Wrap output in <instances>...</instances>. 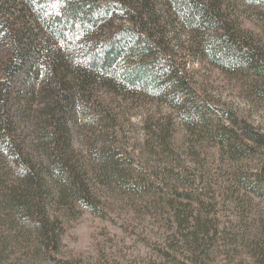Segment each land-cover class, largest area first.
<instances>
[{
	"label": "trees",
	"instance_id": "trees-1",
	"mask_svg": "<svg viewBox=\"0 0 264 264\" xmlns=\"http://www.w3.org/2000/svg\"><path fill=\"white\" fill-rule=\"evenodd\" d=\"M226 4L0 0V224L23 217L51 260L62 264L53 256L60 242L53 202L100 211L94 176L117 173L105 146L119 135L116 99L164 103L187 128L217 113L230 123L214 132L221 145L232 151L239 130L263 145L264 136L246 119L228 108H208L187 69L206 63L226 74L264 76L262 48L245 37ZM146 125L156 141L170 139V128ZM199 235L179 232L174 238L187 248Z\"/></svg>",
	"mask_w": 264,
	"mask_h": 264
},
{
	"label": "rangeland",
	"instance_id": "rangeland-1",
	"mask_svg": "<svg viewBox=\"0 0 264 264\" xmlns=\"http://www.w3.org/2000/svg\"><path fill=\"white\" fill-rule=\"evenodd\" d=\"M226 1L245 37L264 52V4ZM187 69L208 108H228L264 136V76L226 74L206 63ZM143 100L113 103L119 135L105 146L117 173L94 176L100 211L53 202L60 237L54 258L62 264H264V143H251L239 130L230 151L214 137L230 126L219 114L187 128L170 106ZM146 124L153 131L170 128V139L156 141ZM74 138L81 150V136ZM197 230L198 242L187 248L174 238ZM0 264L56 262L20 216L13 225L0 224Z\"/></svg>",
	"mask_w": 264,
	"mask_h": 264
}]
</instances>
